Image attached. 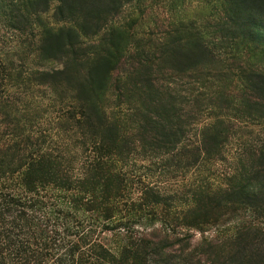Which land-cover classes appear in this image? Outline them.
<instances>
[{"label": "trees", "instance_id": "trees-1", "mask_svg": "<svg viewBox=\"0 0 264 264\" xmlns=\"http://www.w3.org/2000/svg\"><path fill=\"white\" fill-rule=\"evenodd\" d=\"M144 1L0 0V264H264V0Z\"/></svg>", "mask_w": 264, "mask_h": 264}, {"label": "rangeland", "instance_id": "rangeland-1", "mask_svg": "<svg viewBox=\"0 0 264 264\" xmlns=\"http://www.w3.org/2000/svg\"><path fill=\"white\" fill-rule=\"evenodd\" d=\"M195 9L196 3L187 2L180 13L183 11V13H186V16H188ZM49 15H52V11ZM173 16H175V7L172 5V0H145L141 5H127L123 10L119 23L125 24L134 19L135 24L133 26L136 33V43L141 44L151 35V33H153V30L161 28L162 25H167L171 19H173ZM20 41V37L0 23L1 49L14 53V51L18 49ZM42 96H44V94ZM43 103H50L48 96L43 97ZM240 135L244 137V139L247 137L250 140H264V127L259 125H249L246 128H242ZM241 141V139L237 138L228 146L226 152L227 159L218 165L217 175L222 176V174H225L229 167L234 163ZM149 174L150 173L146 170H140L138 172V175L142 176L144 181H160H157L158 174L156 176H149ZM182 182V177L178 176L165 181L164 184L161 185L167 190H172L178 188V185L182 184ZM200 237V233H197L196 239H199Z\"/></svg>", "mask_w": 264, "mask_h": 264}]
</instances>
